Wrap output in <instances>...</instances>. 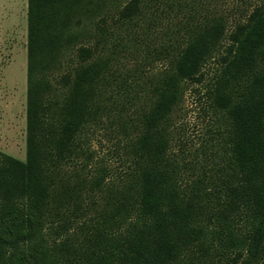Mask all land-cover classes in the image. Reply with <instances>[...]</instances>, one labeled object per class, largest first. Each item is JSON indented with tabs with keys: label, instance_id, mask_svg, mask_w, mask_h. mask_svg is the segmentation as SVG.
Returning a JSON list of instances; mask_svg holds the SVG:
<instances>
[{
	"label": "trees",
	"instance_id": "1",
	"mask_svg": "<svg viewBox=\"0 0 264 264\" xmlns=\"http://www.w3.org/2000/svg\"><path fill=\"white\" fill-rule=\"evenodd\" d=\"M26 21V153H0V264H212L231 253L232 264H264V2L230 31L208 0H27ZM84 38L141 45L145 63L165 67L138 81L129 165L75 243L64 235L83 194L101 193L109 174L80 171L70 188L64 169L79 159L88 168L83 134L126 96L116 54L78 47ZM223 40L212 100L227 122V160L214 188L182 186L169 116Z\"/></svg>",
	"mask_w": 264,
	"mask_h": 264
},
{
	"label": "rangeland",
	"instance_id": "2",
	"mask_svg": "<svg viewBox=\"0 0 264 264\" xmlns=\"http://www.w3.org/2000/svg\"><path fill=\"white\" fill-rule=\"evenodd\" d=\"M261 2L264 0H208V8L222 16L226 30L230 31ZM26 13L27 0H0V153L22 162L25 161L26 153ZM111 23V20H107V29ZM85 24L82 26L87 29ZM101 25L105 26L103 23ZM96 41L95 38H84L77 46H97L96 51L100 54L110 51L116 54L120 76H124L126 81V96H118L117 105H113L109 117H103L102 121L83 134L82 140L86 142L84 148L91 156L88 168L81 167L82 160L79 159L76 164L64 169L70 188L75 186L76 174L80 171L87 178L99 168H104L109 174L101 193L88 200L83 194L82 216L64 235L75 243L81 238L82 224L102 211L100 209L107 196L106 190H113L120 185L121 172H125L129 165L127 144L137 133V113L145 101L138 81L144 77L142 80L146 82V77L165 67L163 63L152 59L145 63L141 45L127 51L123 45L102 47ZM226 45L227 41L223 40L218 55L202 68L199 80L184 82L182 99L169 116V152L178 164L182 186L199 179L204 182V188H214L227 160V148L224 145L227 122L212 100V86L220 69L219 57L223 55ZM71 60L76 62V56H72ZM70 212L71 208L64 211L65 215ZM244 226L243 223L239 225L241 229L237 231V236L244 232ZM213 256L212 264H232L234 257L233 253L226 258ZM239 263L237 261L236 264Z\"/></svg>",
	"mask_w": 264,
	"mask_h": 264
}]
</instances>
